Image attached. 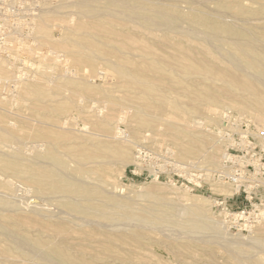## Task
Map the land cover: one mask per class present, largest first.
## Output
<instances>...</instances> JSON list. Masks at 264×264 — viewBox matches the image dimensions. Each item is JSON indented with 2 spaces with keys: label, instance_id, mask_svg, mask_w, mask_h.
I'll return each instance as SVG.
<instances>
[{
  "label": "rangeland",
  "instance_id": "obj_1",
  "mask_svg": "<svg viewBox=\"0 0 264 264\" xmlns=\"http://www.w3.org/2000/svg\"><path fill=\"white\" fill-rule=\"evenodd\" d=\"M63 1L67 0H11L12 5L15 7L16 17L6 20L0 19V47L4 50V52H1L0 54L2 56L5 54L4 57L6 60H9L10 63L8 70L12 74L14 73V75L8 76L6 72L7 69L5 72H0V155L7 157L10 154L13 155L14 153L16 154L20 152L22 158L32 159L34 151H36L40 145L42 147H40L41 149L39 150L44 148L47 149L49 146L51 148V144L47 138L36 139L33 136H29L32 126H42L53 130L68 131L80 139L89 137L91 143L104 140L110 144H116L126 140L125 138L127 137L125 136L127 135H135L133 136V142L131 143V159L126 164L113 163L110 166V173L113 175V184L118 188L114 189L112 186H109L108 189L120 197L134 199V205L136 207L141 208L146 205V203L149 204L150 200L146 201L139 195L158 185L165 188L169 187V189L167 188L168 197L172 198V202H177L174 203H176L177 208L180 210L183 209L185 205L188 208H195L191 206L195 201L190 199V197L206 199L208 203L206 202L203 204V208L207 210L210 216H214L213 218L218 220H222V217L218 213L221 211L222 206L217 205V202L231 200V202L236 205H249L251 198H255L258 203L264 204V119L258 121L257 119L254 120V116L252 117L248 112H245L246 114L237 112L236 109L226 106H222V108H220L221 106H217L216 109H218V113L216 112L213 114L209 112V107H213L211 100L213 95H216L219 98L222 96H228L233 99L238 93H243L244 91L236 84L233 86H227L222 80L205 77L198 73V71H195L194 74L186 73V69L183 66L174 63L172 59L173 55L176 54V44L171 45L166 42V40L171 39L175 34L170 32L166 27L159 25L157 22L158 18L155 17L157 11L167 12L179 21V24L181 25H179V27L182 28V30L180 29L181 31L203 30L204 33L195 31L202 36L206 33L205 28L189 21L187 17L189 15H194L196 18H216L218 21L246 34L253 41H256L257 44L259 42V46L264 48V38L261 36L264 34V0H118L119 2L114 5L109 4V0H89V4L94 8L95 12L104 15L102 20H106L109 24H113L118 28L127 25L131 26V28L133 27L128 33L129 41L127 46L129 45V48L126 47V49L121 45L123 41L119 40V37H117L118 41H115L116 36L114 40L107 39L106 42L109 43L110 46L115 45L118 49L115 50L109 46V48L105 46L106 48L112 50L113 53L122 49L130 50L136 54L150 48L155 51L156 57L161 58L164 69L166 70V76H163L161 81L156 82V85L159 88L153 84H129L124 79L118 78L114 73L107 71L105 65L102 63H98L95 67L84 66L80 69H78L76 64L72 61H70L69 64H66V59L62 58L64 57V50L61 45H65V43H68L71 39L76 41L85 34L84 30L76 29L74 28V25L77 24L81 17L84 22H91L92 19L90 17L92 13L86 12V16L83 17V15L80 14L82 7L77 3L78 0H69L72 4L69 2V5L67 2L68 5L60 7V11L67 14L64 13L65 15H63L67 16L65 20H70L68 25H71H69L72 28L71 32L64 30L62 27V19H54L51 22V27H47L46 33L43 34L44 36H41V40V38H39L40 35L38 29L35 26L38 23V21L35 20L37 13L39 14L46 7L50 8L51 6L56 8ZM124 2L134 6V9L124 10L120 5V3ZM144 8L151 10L150 16L153 19L151 23L153 28L152 33L138 26V23L145 22L143 19L139 18ZM129 18H134L135 21L128 24ZM55 20L57 22H55ZM49 35L56 40L51 41ZM59 39L61 40V43ZM259 40H261L262 43H260ZM51 42L54 45L51 44ZM173 42H175V40H173ZM99 44L101 45V43ZM59 45L61 47H59ZM194 45L195 44H193V46ZM15 46H19L18 49H15ZM50 46L53 47V50L51 51L48 48ZM21 47L23 49H21ZM27 47L32 48V51L26 50L25 48ZM193 49L194 51L190 52V59H196V55H198L195 48ZM232 49L233 45L231 44L221 48L220 53L222 51L221 54L224 56L221 57L220 62L212 65L216 69V73H220V70L222 69H227L230 70V72L233 71V73H237V75L245 74L246 71L244 69L234 68L230 62L227 61L229 54L228 51ZM48 50L50 52L54 51L52 53L53 55H51ZM46 52L50 55L48 54L49 56H46ZM246 54L255 58V60L264 67V60H261L255 52L246 50ZM53 56H55V59L52 67L46 65V71L48 72L50 70L48 76L51 82H48L47 84H50V89L54 91L55 99H57L56 102H52V104L53 107H55L54 105H57L59 101L69 102V106L59 114L51 113L49 118H43L45 117V111H35L32 106V97H22V93L18 86L20 84L19 80L26 77L33 78L37 76L40 69L38 68L39 65L46 63L47 60L45 59H49L50 61ZM128 56H131V54L128 53ZM196 64L199 65L198 63ZM206 64L211 65V63ZM99 65L102 67H98ZM85 68H87L86 70L88 72ZM251 73L254 72L252 71ZM63 74L66 78L73 77L76 82L82 83L84 87L81 88L83 90L82 96H78L77 92L79 89L77 86L73 89L57 87V85H61L62 82H65L63 79L66 78ZM100 74L103 77H101ZM164 84H167L168 87H164ZM262 84H264V80ZM262 84L260 83L259 86L264 89V85ZM151 86H154V88ZM170 86H172L173 90L165 92ZM160 88L163 91H161ZM143 89L146 91L149 89L154 92L157 101L156 105L160 108L158 113L161 114L162 118L165 117V115L170 114L179 118L181 121L190 117L195 130L205 131L212 135L215 142H213L214 145H218L217 147L219 148L222 147L219 154V158H221V164L219 167L213 169L206 166L203 164V158L201 155L190 160L185 159L184 155H181V151H179L180 148L173 140L172 135L169 133L166 134V121L162 118V120L154 119L152 123L136 130V134H132L134 131L133 128L135 127L131 122L132 119L136 117V113L134 109L131 108H135L141 101H143ZM82 101L84 104H81ZM78 106L80 107L78 108ZM94 107L97 111L93 110L95 109ZM99 111H101V115H104L102 117H105L106 115H111L113 117V126L110 130L111 133L101 131L97 125L96 122L98 121V117L95 115L99 113ZM215 114L219 115L216 116ZM9 124L13 127H25L24 137L17 138L20 142L16 139L10 141L2 139L1 135L3 133L6 135L12 133V126H8ZM116 128L120 129L119 134L116 133ZM218 131L223 133L220 135ZM158 132L162 135H159ZM114 135L116 137H114ZM150 140L151 142H149ZM24 143L27 145L25 146ZM12 144L15 147H12ZM67 145V142L61 145L56 144L57 152L62 154L67 153ZM33 146H37V148ZM228 149L232 154L241 157L234 164L236 165L235 167L229 166L228 168L230 170L239 168L245 171L242 181L244 186L250 185V187H252L250 190L253 191L254 194H252L251 198L249 194L250 191L246 190L248 189L246 187L242 188L240 194L232 192L233 185L230 184L221 185V188L229 190L230 192L223 191V193H217L213 188L214 185L212 184L214 180H217L218 178L217 173L224 167V155ZM28 151L31 152V156ZM136 157H139L141 164L143 163L140 165L141 167L135 162ZM67 160L70 164L72 163L71 165H76L71 158L67 157ZM0 175V191L2 190V193L0 192V198L10 200L14 204L16 203L15 205L20 211L29 214L36 213L37 211L35 210L37 209H34L32 206L35 203H39L40 208L47 214H53L54 220H59V218L68 216L66 210L59 205L57 197L49 194L41 195V197H39L29 183L19 180L11 173L4 172L1 169ZM155 177L156 179L154 180ZM7 178L8 180L6 181ZM4 181L9 183L12 181V183H10V189L2 187ZM92 182L94 183L96 181L92 180L91 183ZM11 185L12 188L14 187L13 189L11 188ZM17 186H20L18 188L19 190L17 189ZM30 189H32L31 192L33 193L30 192ZM12 195L13 197H11ZM179 195V198L181 199L177 197ZM183 195H187L186 199L181 197ZM31 196L34 197L32 198ZM25 197L27 198L25 199ZM18 198L21 200H17ZM22 199L25 201H22ZM178 199L181 202H179ZM26 200L31 202L28 203ZM27 203L28 205L26 206ZM26 207L27 209H25ZM182 216L183 218H186L185 215ZM75 221L78 222V220ZM89 223H92V227H96L97 224L105 226L106 224H109L111 227L112 224L105 221L100 222V220L96 219ZM117 223L123 225L128 231L133 230L138 233L137 243L132 242L128 245L117 244L116 248L119 252L124 253L125 256H129V253H133L135 256L124 260H113L110 258L106 261L104 259L96 264H264V248L256 246L249 239L247 241V238H251L250 236H252L255 231L258 232L254 234L255 236L264 238V227H260V225L254 227L253 231H250L249 229L242 230L225 227L223 224L224 226L222 225V228L224 227L226 230L223 228L222 235H214V237V233L211 230H204L208 234L207 235L203 231L186 233L179 229L161 227L156 224H141L138 226L137 223L128 221H119ZM127 225H129L130 229ZM201 232L206 235H203ZM209 232L211 233L209 234ZM67 234L71 239L72 245L74 244L78 247L80 242L78 228L75 227L73 232ZM235 234L236 236L234 238ZM239 234L243 235L240 236ZM225 235L227 237L231 235L230 238L228 237V240L233 243L225 239ZM240 242L242 243V246L239 248L234 247V245L236 246L235 243ZM253 245H255V247ZM72 250L74 251L76 248H73ZM33 257L37 256L34 255ZM28 263L29 262L27 261L26 264Z\"/></svg>",
  "mask_w": 264,
  "mask_h": 264
},
{
  "label": "bare ground",
  "instance_id": "obj_2",
  "mask_svg": "<svg viewBox=\"0 0 264 264\" xmlns=\"http://www.w3.org/2000/svg\"><path fill=\"white\" fill-rule=\"evenodd\" d=\"M67 2H70L72 4V2L69 0L63 1L61 4H59V6L57 5L58 7L56 8L50 6V9L49 7H46L39 14L37 13L35 20H37L38 23L35 26L38 29L40 35L39 38H41V36H44L43 34L46 33L47 27H51V22L54 19H62V27L64 28V30L68 32L72 31V28L70 27L71 25H68V22L70 20H65V18H67V16H64L66 13L64 12V14L62 11H60V7L68 5ZM108 2L109 4L114 5L119 1L109 0ZM77 3L82 7V11L81 13L79 11V13L82 14L83 17L86 16V12L92 13L90 17L92 21L84 22L81 17L78 20L77 24L74 25V28L84 30L85 34L76 41L71 39L68 43H65V45L60 44L62 46V49L64 50V57H61L63 59H66L65 63L69 64V62L72 61L76 64V67L78 69L84 66L95 67L98 63H102L103 65H105L107 71L114 73L118 78L124 79L129 84H153L154 86L159 88L156 85V82L161 81L162 77L166 76V70L164 69L163 61L161 60V58L156 57V53L153 49L149 48L137 54L131 52L130 50L122 49L113 53L112 50L108 49L109 47H112L115 50L118 49L117 47H115V45L110 46L109 43L106 42L107 39L114 40L115 36V41H118L117 37H119V40L123 41L121 45L124 48H129V45L127 46L129 41L128 33L133 27L131 28V26L127 25L118 28L113 24H109L106 20H102L104 15H102L101 13H96L94 8H92L89 4V0H78ZM120 5L122 6V8H124V10L134 9V6L130 5L127 2L120 3ZM150 11V9H143L142 14L139 18L143 19L145 22L138 23V26L152 33L153 28L151 23L153 19L150 16ZM155 17L158 18L157 22L159 25L166 27L168 30H170V32L175 34V36H173L171 39L166 40V42L171 45L176 44V54L173 55L172 59L174 63L183 66L186 69V73L194 74L195 71H198V73L205 77H211L215 79L218 78L222 80L227 86H233L236 84L237 86L241 87V90L244 91L243 93H238V95H236L233 99L229 98L228 96H222L221 98H219L216 95H213L211 99L213 107H209V109L207 108L209 112L214 114L218 111V109H216L217 106H221L220 108H222V106H226L236 109L237 112H248L252 115V117L254 116V120L257 119L258 121L264 119V89L260 88L259 86V84H262L264 80V67L261 66L255 60V58L250 57L246 54V50H251L255 52L258 57L261 58V60H264V48H261L259 46V42L257 44L256 41H253L246 34L223 22L218 21L216 18H196L194 15H189L187 17L189 21L195 24H199L205 28L206 33L202 36L199 34L203 32V30L198 31L194 29L195 31L200 32L198 34L193 30L181 31L182 28L179 27V21L173 15H169L167 12L157 11L155 13ZM132 21H135L134 18H129L128 24ZM55 22L57 21L55 20ZM261 36L262 38H264V34H262ZM49 39L51 41L56 40L51 35H49ZM173 40H175V42H173ZM259 41L260 43H262L261 40ZM99 43H101V45ZM51 44L53 43L51 42ZM193 44H195V47L193 46ZM229 44L233 45V49L228 51L229 54L227 61H229L234 68L244 69L246 71L244 75H237V73H233V71L230 72V70L227 69H222L220 70V73H216V69L212 66L213 64L221 61V57H223L224 55L221 54L222 51L220 53V50L222 47L228 46ZM60 45L59 47H61ZM105 46L109 47L106 48ZM18 47L19 46H15V49H18ZM48 48L50 51L53 50L52 46ZM193 48H195L196 52L198 53V55H196V59L189 58L190 52L194 51ZM21 49L23 48L21 47ZM25 49L32 51V48L29 47ZM50 51L49 53L53 55L52 53L54 51ZM1 52H4L2 47H0V53ZM49 53L46 52L45 55L47 54L46 56H49ZM128 53L131 54V56H128ZM4 55L5 54H3L2 56L0 54V72H5L7 69L6 72L8 76H12L14 75V73L12 74L8 70L10 63L9 60H6ZM54 59L55 56H53L50 61L49 59H45L48 62L46 61V63L40 64L41 67L40 65L39 67L37 66L38 68H40L37 76L33 78L26 77L23 78L24 80H19L20 84L18 87L20 88L22 97H32L33 109L35 111H45V117L43 118H49V116H51V113L59 114L60 112L66 110L69 106V102L59 101L57 105H54L55 107H53L52 104V102H56L57 99H55L54 91L50 89V84H47L48 82H50L48 76V72L50 70L47 72L46 69L48 65L52 67ZM196 63H198L199 65H197ZM206 63H211V65H208ZM100 66L101 65H99L98 67ZM86 69L87 68H85V70ZM252 71L254 73H251ZM63 76L65 77L64 74ZM63 80H65V82H60L61 85H57V87H67L68 89H73L77 86L79 89L77 94L78 96H82L83 90L81 88L83 87V85L81 82H76L75 78L73 77H68ZM154 86L151 87L154 88ZM164 87H168V85L164 84ZM171 90H173L172 86H170L165 92H169ZM161 91L163 90L161 89ZM142 94H144L143 101H141L136 107L134 106L135 108H131L134 109L136 113V117L132 119L131 122L135 127L133 128L134 131L132 134H136V130H138L140 127H145L148 124L152 123L154 119L162 118L161 114L158 113L160 108L156 105L157 101L154 92L149 89L147 91L143 89ZM81 104H84L83 101ZM79 107L80 106H78V108ZM93 110H96V108ZM100 113L101 111H99V113H97L96 115L94 114L96 117H98V121L96 122L97 125L99 126L101 131L111 133L110 130L113 126V117L106 114L105 117H102L104 115H101ZM219 114L215 115L217 116ZM162 119L166 121V134L169 133L172 135L173 140L180 148L179 151H181V155H184L185 159L190 160L201 155V157L203 158V164H205L206 166L213 169L220 166L221 158H219V154L222 147L219 148L217 147L218 145H214L215 142L212 135L206 133L205 131L195 130L193 128L190 117L186 120L181 121L179 118H176L175 116H172L170 114L165 115V117H163ZM10 125L11 124H9L8 126ZM11 131L12 133L10 135H6L3 133L1 135L2 139H4L5 141H10L12 139L18 140L17 138L24 137L25 135V127L12 126ZM119 132L120 129L116 128V133L119 134ZM158 133L159 135H162L160 132ZM219 133L221 135V133L223 132L220 131ZM29 136H33L36 139L47 138L49 140V143L51 144V148L49 146L47 149L44 148L42 150H39L41 149L40 147H42L40 145L37 150L35 149L36 151H34L32 159L22 158L20 152L16 154L14 153L13 155L10 154L7 157L0 155V169L4 172L11 173L19 180L29 183L34 192L39 197L46 194L57 197L59 205L66 210L68 216L59 218V220H54L53 214H47L43 209L40 208L39 203H35L32 206L34 209H37L35 210L37 211L36 213H25L20 211V209L15 205L16 203L14 204L10 200L0 198V264H26L27 261L29 262L28 264H96L104 259L108 261V259L110 258H112L113 260L133 258L135 256L133 253H129V256H125L124 253L119 252L116 248L117 244L128 245L132 242L137 243L138 233L134 232L133 230L128 231L127 228H124L123 225L117 223L119 221L134 222L137 223L138 226H140L141 224H156L161 227H171L173 229H179L186 233L199 231L205 232L204 230H211L214 233H212L213 236L222 235V230L224 228H222L223 224L225 225V227L230 228L225 212H223L222 210L218 212L222 217V220H218L213 218L214 216H210L207 210L203 208V204L207 202L206 199L199 197H190V199H193V201H195V203L191 205L195 208H188L185 205L186 207L184 206L183 209H178L176 205L177 202H172V198L168 197L167 190L169 189V187H167V189L163 186L158 185L150 190L148 189L145 193L140 194L139 196H141L144 200H150L149 204L146 203V205L141 208H138L134 205V199L120 197L114 192L109 191V186H112L114 189L118 188L113 184V175H111L110 173V166L113 163L126 164L131 159V143L133 142L132 139L135 135H127L125 136L127 137L125 138L126 140H121L122 142H118L116 144H110L104 140L91 143L89 137L80 139L77 138L76 135L68 131L53 130L51 128L42 126H32L29 132ZM114 137L116 136L114 135ZM65 142L68 143L67 153H58L56 150V144L61 145ZM149 142H151V140ZM26 145L27 144H25V146ZM12 147L15 146L13 145ZM35 148H37V146ZM67 157L74 160L76 165H71L72 163H69ZM135 160L138 165L143 164H141L139 158L136 157ZM155 179L156 177L154 178V180ZM7 180L8 178L6 179V181ZM90 180H94L96 182L91 183ZM10 183H12V181ZM10 183L4 181L2 187L10 189ZM225 184L233 185L234 187L232 186V192L234 193H236L239 189V185L228 183L218 178L217 180H214L212 185H214L213 188L217 193H223V191L230 192L229 190L221 188V185ZM19 187L17 186V189ZM32 189H30V192L32 191ZM13 195L11 197H13ZM186 196L187 195H183L181 197L186 199ZM177 197L179 198L180 195ZM26 198L27 197H25V199ZM179 199L178 201L181 202ZM17 200L20 201L21 199L18 198ZM23 200L24 199H22V201ZM27 202L30 203L31 201ZM28 203L26 204V206L28 205ZM25 209H27V207ZM182 215H185L186 218H183ZM95 219L100 220V222L105 221L108 223H112L113 225L111 224L110 227L109 224H106V226L97 224L96 227H92V223L89 222H92ZM75 220H78V222ZM259 225L260 227H264V220L256 226ZM256 226H251V228L248 229L250 231H253L254 227ZM75 227L78 228L80 235V242L78 244V247L74 244L72 245L71 239L67 234L73 232ZM127 227L130 229L129 225H127ZM210 233L211 232H209V234ZM255 233L258 232L255 231ZM254 234L250 236L251 238H247V241L249 239L256 246L264 248V238L255 236ZM239 235L242 236L243 234ZM230 236L231 235H229L228 237L230 238ZM235 236L236 234L234 235V238ZM228 237L226 236L225 239L228 240ZM242 241L244 242V240ZM235 244L236 246L234 245V247L236 248L242 246L241 242ZM255 245L253 246L255 247ZM73 248H76V250L73 251ZM34 255H36L37 257H33Z\"/></svg>",
  "mask_w": 264,
  "mask_h": 264
},
{
  "label": "built area",
  "instance_id": "obj_3",
  "mask_svg": "<svg viewBox=\"0 0 264 264\" xmlns=\"http://www.w3.org/2000/svg\"><path fill=\"white\" fill-rule=\"evenodd\" d=\"M15 17L16 11L15 7L12 5L11 0H0V19L6 20L13 19ZM239 158L241 157L232 154L228 149L224 155V167L217 173L218 179L228 183L239 185V189L237 191L238 194H240L242 188H248L246 190L250 191V193H248L250 194L251 198L252 194H254V192L250 190L252 187H250V185L244 186V183L242 181V177L244 176L243 174L245 173V171L239 168H235L232 170L228 168L229 166L235 167L236 165L234 164L238 161ZM217 205L222 206L221 210L225 212L227 216V222L232 228L245 230L251 228V226L258 225L261 221L264 220V204L258 203L257 199L255 198H251L249 205H236L235 203L233 204L231 200L217 202Z\"/></svg>",
  "mask_w": 264,
  "mask_h": 264
}]
</instances>
